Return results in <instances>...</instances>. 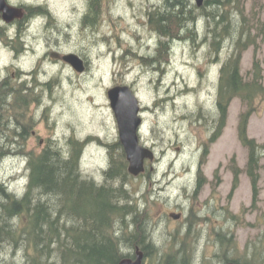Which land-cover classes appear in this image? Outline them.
Instances as JSON below:
<instances>
[{
    "label": "rangeland",
    "instance_id": "obj_1",
    "mask_svg": "<svg viewBox=\"0 0 264 264\" xmlns=\"http://www.w3.org/2000/svg\"><path fill=\"white\" fill-rule=\"evenodd\" d=\"M241 2L248 19L253 14L257 16L254 21L257 37L255 46L242 55L240 72L245 78L250 77L256 59L264 75V0ZM8 3L44 7L50 13L49 17L33 18L29 30L23 32L24 43L20 48L23 46L24 50L20 49L16 62L11 48L6 46L7 38L1 37L4 40L0 42L1 77H7L13 88L21 81L30 85L31 77L19 80L12 75L15 67H19L25 73L34 70L40 83H50L43 92L39 88L31 94V98L38 97L41 106L30 103L26 115H20L24 123L31 125L24 135L21 153L0 161V181L9 191L20 196L25 190L26 153H38L47 141L67 148L69 138L82 142L83 174L100 182L108 165L105 145L118 140L107 90L126 85L143 109L141 144L154 147L157 158L147 161L145 172L127 184L135 199H143L139 203L150 218L149 233L154 244L168 250L173 234L178 238L190 229L188 241L195 253V264L202 260L223 264L220 258L223 254L264 264V149L259 152V200L252 207L250 182L244 173L247 148L238 139L239 115L245 110L239 99L230 103L220 136L214 142L209 141L214 129L219 71L238 37L241 17L235 15L238 22L232 26V36L220 45L217 55L212 53L208 26L199 17L195 21L197 42L175 44L169 64L160 75L141 61L151 54L157 41L147 25L146 12L160 5V0H102L101 21L95 32L79 26L85 0H8ZM7 33L11 40L16 36L15 28H8ZM48 43L62 52L85 54L89 61L87 72L76 75L68 68L50 64L42 57L50 49ZM13 45L19 48L17 42ZM253 107L247 137L264 146V96L256 98ZM12 125V121L7 122V126ZM205 147L208 155L201 162ZM10 149L17 150L15 146ZM232 159L241 170L234 191L229 166ZM199 174L204 182L196 193ZM178 212L182 213L179 222L168 216ZM219 234L230 238L231 243L223 245ZM11 252L6 249L0 260L5 264H23L22 252Z\"/></svg>",
    "mask_w": 264,
    "mask_h": 264
},
{
    "label": "trees",
    "instance_id": "obj_2",
    "mask_svg": "<svg viewBox=\"0 0 264 264\" xmlns=\"http://www.w3.org/2000/svg\"><path fill=\"white\" fill-rule=\"evenodd\" d=\"M101 1L88 0L82 27L93 32L98 29ZM244 11L241 0H204L200 8L191 0H160V5L146 12L147 25L157 41L151 54L142 57L141 61L162 75L175 44L197 42L195 21L199 17H203L208 26L212 53L217 55L220 45L232 36V26L238 22L235 15L241 17L238 37L219 71L216 127L209 141L214 142L220 136L230 103L239 99L245 110L239 115L238 139L247 148L244 173L250 182L254 207L259 200V152L264 146L247 137V127L255 99L264 96V75L256 59L250 77L245 78L240 72L242 55L255 46L257 37L254 23L257 16L253 14L248 19ZM38 15L49 17L50 13L44 7H29L18 28L17 39L28 31L31 18ZM10 93L14 99L7 101L9 94L0 87V105L5 115L1 126H6H3L6 136L0 137V161L20 154L25 144L23 138L17 142L8 139L7 135H14L7 122L12 121L23 133L31 126L22 118L32 102L31 93H23L21 87L16 91L13 88ZM14 146L17 150L12 152L10 147ZM105 146L108 165L102 171L100 182L83 174L81 141L69 138L67 148L58 142L47 141L38 153L25 154L27 183L24 192L17 196L0 181V256L6 249H11V254L22 252L23 264H118L126 258L134 260L139 251L143 256L142 264L196 263L194 250L189 247L190 229L178 238L173 234L172 246L168 250L154 244L149 233L150 218L139 203L143 199H135L127 188L134 177L127 172L123 148L118 140ZM207 155L205 147L201 162ZM229 166L233 175L231 190L234 191L241 170L233 159ZM203 182L199 174L196 193ZM220 235L217 237L223 245L231 243L230 238ZM220 258L223 264H252L246 259L230 258L227 254L220 255ZM0 264H5L4 260H0ZM200 264H208V261L202 260Z\"/></svg>",
    "mask_w": 264,
    "mask_h": 264
},
{
    "label": "water",
    "instance_id": "obj_3",
    "mask_svg": "<svg viewBox=\"0 0 264 264\" xmlns=\"http://www.w3.org/2000/svg\"><path fill=\"white\" fill-rule=\"evenodd\" d=\"M200 8L204 0H193ZM22 16L21 10L8 4V0H0V19L4 23H11L14 19ZM76 73L82 74L85 71L84 62L74 54L62 57ZM107 99L113 112L118 141L121 144L127 161V172L132 177H138L145 171V162H153V151L140 144V135L143 128L142 107L133 90L126 85L114 86L107 90ZM174 220H179L181 214H169ZM142 253L137 252L134 260L126 258L118 264H142ZM235 264V263H227Z\"/></svg>",
    "mask_w": 264,
    "mask_h": 264
},
{
    "label": "flooded vegetation",
    "instance_id": "obj_4",
    "mask_svg": "<svg viewBox=\"0 0 264 264\" xmlns=\"http://www.w3.org/2000/svg\"><path fill=\"white\" fill-rule=\"evenodd\" d=\"M85 3H86V7H85V10L83 12H81L79 14V17H80V20H79V26L82 30H87L88 28L87 27H82L83 26V21L85 19V16H86V13H87V5H88V0H85ZM12 6V5H11ZM18 9L21 10V13H22V16L18 19H14L11 23H4L2 19H0V42H4V40H2V32L8 36L7 40H8V44H6V46H9L11 49L10 51L13 52L12 55H14L15 57V61L13 62H16L18 61V57H20V52L22 50H24L23 46L20 48V46L24 43V39L23 38H19L17 39L18 37V28L22 22V20L24 19V17L27 15V10L29 7L27 6H24V5H17V6H14ZM32 8V7H31ZM33 8H39V7H33ZM53 18V17H52ZM54 19V18H53ZM55 21V19H54ZM29 26V25H28ZM8 28H15V31H16V38H14L13 40H11L8 35V33L6 34V30ZM29 30V29H27ZM17 39V40H16ZM47 41V40H46ZM51 40H49L50 42ZM17 42L18 45H19V48L15 47L13 44ZM58 43V41H56ZM13 43V44H12ZM48 47H50V49H47L46 52H44V54L42 55V57L45 59V60H49V63L52 64L53 66H59V67H64V68H68L69 71H71L73 74H76L78 75L67 63L63 62L62 61V57L65 56V55H68V54H74L76 56H78L85 64V72H87V70L89 69V61H88V58L86 57L85 54H78L76 51L75 52H71V51H68V52H62L60 49H57L56 46H51L49 43H48ZM47 47V48H48ZM21 49V51H20ZM14 57H13V60H14ZM44 60V61H45ZM15 67V66H13ZM16 68V72L12 73V75H17V79H22L24 77H31L32 80H31V83L30 85L27 83V81H21L20 84H18V87H21V90L23 91V93H31L33 94V90L35 91H38L39 88L41 89V92H43L44 88H49V85L50 83L46 82V83H40L38 81V78H37V73H35V71H31L30 73H25L24 71H22L19 67H15ZM84 72V73H85ZM83 73V74H84ZM81 74V75H83ZM13 76V77H15ZM0 87L3 88L6 92H8V96H7V101L10 99L11 101L14 99L12 96H11V93H10V90H13V86L9 83V80L7 77H1L0 75ZM18 87H14V90H18ZM34 95V94H33ZM31 103H34L36 104L35 107H38V106H41L40 105V101L38 100V97L35 96L33 98H31ZM3 111V108L2 106L0 105V137H4L6 136L5 134V131H4V128L3 126H1V119L3 121V118L5 117L4 113L2 112ZM213 118H215L216 116V106L214 108V111H213ZM11 122V121H9ZM212 123L214 124V129H215V121H212ZM13 127H11V129L13 130V137H10L7 135L8 139L10 140L12 138V141L16 142V141H21L22 138L24 140V135L25 133H23L22 129L19 127V126H16V125H12ZM6 127V126H4ZM213 129V131H214ZM213 131H212V134H213ZM6 133L8 134V131H6ZM32 135H34V132H31ZM31 138V136H30ZM39 145H41V141H39ZM154 148V147H153ZM152 148L154 154L156 155L155 153V150ZM157 158L155 157L154 158V161H156ZM196 184H197V178H196ZM178 214H181L180 212H178ZM181 219V218H180ZM179 220H176V221H180Z\"/></svg>",
    "mask_w": 264,
    "mask_h": 264
},
{
    "label": "bare ground",
    "instance_id": "obj_5",
    "mask_svg": "<svg viewBox=\"0 0 264 264\" xmlns=\"http://www.w3.org/2000/svg\"><path fill=\"white\" fill-rule=\"evenodd\" d=\"M39 16V15H38ZM38 16H34L33 18H36V17H38ZM33 18H31V21H33ZM198 19V18H197ZM16 195V194H15Z\"/></svg>",
    "mask_w": 264,
    "mask_h": 264
}]
</instances>
